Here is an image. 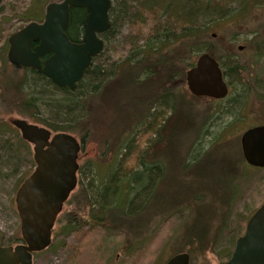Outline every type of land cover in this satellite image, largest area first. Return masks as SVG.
<instances>
[{
  "label": "trees",
  "instance_id": "16d2710c",
  "mask_svg": "<svg viewBox=\"0 0 264 264\" xmlns=\"http://www.w3.org/2000/svg\"><path fill=\"white\" fill-rule=\"evenodd\" d=\"M43 3L44 0H33L19 15L26 20L37 19L42 13ZM263 10L264 0H113L108 10L111 22L108 32L119 31L126 22L130 25L150 24L149 28L144 33H140V41L135 42L125 56L114 60L109 69L92 63L85 68L83 76L72 87L57 86L39 72L25 67H15L6 57V42L0 46L2 64H8L12 70L23 71V80H19L18 84L13 83L16 89L25 93L20 112L52 130L76 133L81 144L90 135V127L85 120L86 105L90 96L100 92L101 87L113 79L108 89L111 88L114 100L117 99L121 105L127 99L130 101L129 107L124 111H127L131 121V130L121 142L122 152L105 165L107 170L104 168L106 171L99 176L95 170H92L93 165L90 160L83 164L86 167L82 172L93 175L86 181L78 179L76 188L70 192L63 203L67 208L56 216L51 230L53 235L77 231L81 221L123 232L125 229L141 230L145 219H150L156 214L168 215L176 207L177 202L187 196L189 199L181 200L183 202L180 206L190 211L193 205H201L203 195L193 193L190 186H182V189L175 187L176 189L171 191L162 188L157 191V186L161 182H164L166 186H172L173 180H179L187 171L190 173L199 171L194 167L204 151L211 152L215 147L218 148L221 142H225L223 135L240 121L235 113L242 107L245 99H238L229 94L232 88L229 78L234 68L232 65L225 64L224 59H230L235 53L232 51L233 44L238 34L242 33L246 36V48L255 50V56L264 57V17L257 18ZM83 13V7L70 8L69 23L66 28L70 39L78 38ZM224 21H228L232 27L227 37L230 43L229 49L216 45L215 39L212 38L214 30L216 31ZM201 51H207L217 59L227 82L228 92L223 98L217 99L195 96L188 92L189 96L204 97L212 104L210 110L195 125V113L191 107L192 99H184L179 89L185 86L184 70L193 63L195 56ZM2 70H0L1 76L8 81H13V78L7 76ZM137 88L144 94L133 95L132 91ZM128 91L131 93L128 94ZM57 92H60V96L54 97L53 95ZM146 92L149 94L147 95ZM44 95L50 96L51 101L54 100L57 103L55 107H52L54 104L51 107H45L46 112L50 111V116L42 114L39 110L37 100H44ZM42 103L46 104V101ZM167 110L169 111L166 115ZM173 114L184 118L188 124L184 126V135L179 136L177 141L174 139L175 143L173 134L178 124L173 126ZM231 114V118L223 120V116L229 117ZM158 115H161V121L159 125H156ZM9 124V121L0 120V148L8 149L14 145L13 150L16 147L29 152L28 142L22 139L17 131L10 132L12 135L8 137H3L4 132L10 130ZM169 126V134L162 135L159 156L148 160H145L143 156L138 157V167L135 169L125 164L128 154L133 149L136 133L143 134L152 128L159 136L160 129ZM194 126L192 140L186 145V140ZM210 126L215 127L216 131L209 135L207 132ZM204 135H208L209 140L202 147ZM163 152L173 154L164 156ZM28 159L31 158L28 156ZM175 159L178 175L173 174ZM190 166L195 170L192 171ZM81 168L82 165L77 168V171L80 172ZM21 178H23L22 175L16 181L18 182ZM233 179L234 175L221 173L213 182L224 186L225 189L222 191L224 195L215 197L221 198L226 204L221 224L217 226L215 232L216 235L227 224L229 204L233 196L231 191ZM190 225L189 235L200 242L206 239L202 235L203 232L199 235L197 229ZM19 240V234L13 233L7 243ZM50 245L51 240L43 249ZM122 247L127 250L131 244L125 240ZM181 250L176 248L171 254ZM36 252L34 251L32 255Z\"/></svg>",
  "mask_w": 264,
  "mask_h": 264
},
{
  "label": "rangeland",
  "instance_id": "374dc122",
  "mask_svg": "<svg viewBox=\"0 0 264 264\" xmlns=\"http://www.w3.org/2000/svg\"><path fill=\"white\" fill-rule=\"evenodd\" d=\"M32 1H0V46L4 44L5 38L10 32L27 21L19 13ZM47 1L50 0H44L41 5L42 13L37 19L42 17ZM260 16L264 17V10L259 13L257 18L259 19ZM149 25H130L126 22L119 31L104 34V47L93 58V64L109 69L114 60H119L127 54L129 48L140 39V33L147 31ZM231 29V24L224 21L222 25L217 27L216 31L214 30L215 33H212V38L215 39L214 43L221 48L229 49L230 43L227 37ZM245 37L243 33L238 34L232 50L235 53L230 59H224L225 64L232 65L234 68L229 78L232 84L229 94L238 99H245L242 107L235 113L236 118L240 121L223 135L225 142H221L218 148L215 147L211 152L204 151L201 159L194 167L199 171L194 168L195 171H193L190 166L193 172L187 171L179 180H173L172 186H166L164 182L157 186V191L161 188L171 191L179 187L182 189V186H190L189 188L193 190V193L203 195L201 205H193L190 211L186 207L180 206L184 200L189 199L187 196L185 199H181L183 201L177 202L176 207L168 215H153L152 218L145 219L141 230L136 231L133 229L131 231L125 229V232L111 230L98 224L81 221L77 231L57 235L51 233V245L34 253L30 264H163L176 248L188 253V264H221L229 256L234 243L233 237L243 232L249 216L264 201V166H254L244 159L242 160L240 148L241 132L251 125L264 123V57H257L255 50L246 48ZM238 45H242V48L238 49ZM1 69L7 76H11L13 81L3 78L2 73H0V120L8 122L11 117H23L33 121L27 114L20 112L21 101L25 93L13 85V83L18 84L19 80H23V71L21 69L12 70L8 64H2L0 60ZM112 82L113 79H110L105 86L101 87L100 92L90 96L87 101L85 120L90 127V135L80 145L78 151L77 163L78 167L82 165V168L80 172L76 171V185L73 190L76 188L79 178L86 181L93 175L82 172L86 167L83 164L90 160L93 165L92 170H95L98 176L101 175L103 171L107 170L105 165L122 152L121 142L131 130V121L127 111H124L129 107L130 101L127 99L121 105L117 99L114 100L111 88L108 89ZM146 90L150 91L147 88ZM179 91L183 94L184 99H192L191 107L195 113L196 121L194 122L196 125L210 110L212 104L204 97L189 96L186 86L180 88ZM130 93L131 91H128V94ZM139 93L144 94L139 88L132 91L133 95ZM146 94L149 93L146 92ZM243 94L246 95L243 96ZM44 96V100H37L39 110L42 114L50 116V111L46 112L45 107H51L53 104L52 107H55L57 103L54 100L51 101L50 96ZM53 96H60V92ZM44 101L46 104L42 103ZM168 111L165 112L166 115ZM60 115L64 116L62 113ZM160 116L158 115L156 125L160 124ZM231 116L232 114L229 117L223 116V120L229 119ZM172 122L174 127L178 124L173 134V142L175 143L179 136L184 135V126L188 124L184 118H180L177 114H173ZM8 126L10 130L4 132L3 137H8L15 131L18 132L11 124ZM170 126L160 129L159 136L152 128L143 134L136 133L133 149L128 154L125 164L135 169L138 167V157L143 156L145 160H148L159 156L163 141L162 135L169 134ZM194 129L195 126L186 140V145L192 140ZM215 131L216 128L210 126L207 133L210 135ZM71 133L79 139L76 133ZM208 140V135L202 137V147L207 144L206 141ZM28 146L29 152L16 147L13 150L14 145L8 149L0 148L2 166L0 168V241L2 243H7L13 233L19 234L13 194L17 184L22 179L17 182V178L21 175L26 176L34 165L29 143ZM165 154L172 155L173 153L166 152ZM165 154L163 152L162 155L165 156ZM28 156L31 159H28ZM177 169V160L175 159L173 161V174L178 175ZM221 173L234 175L231 188L233 196L229 204L227 224L216 235L217 226L221 224V218L226 208L224 201L221 198L217 199L220 195H224L222 193L225 189L224 186L213 183L216 181L217 175H221ZM65 208L67 206L62 204L60 211ZM147 212H149L148 209ZM189 225L195 230L197 229L199 235L200 232H203L205 241L200 242L189 235ZM201 229L203 230L200 231ZM125 240L131 244L127 250L122 247ZM10 243H14V241Z\"/></svg>",
  "mask_w": 264,
  "mask_h": 264
},
{
  "label": "water",
  "instance_id": "95a60500",
  "mask_svg": "<svg viewBox=\"0 0 264 264\" xmlns=\"http://www.w3.org/2000/svg\"><path fill=\"white\" fill-rule=\"evenodd\" d=\"M109 5L110 0L47 1L40 21L28 20L8 34V61L16 67L34 68L60 87H72L91 64V58L103 49L98 34L109 28ZM71 7L84 8L78 40H71L66 33ZM45 53L49 55L41 64L39 57ZM184 82L195 96L217 99L228 92L217 59L207 51L199 52L184 70ZM9 123L30 144L34 165L13 194L20 240L0 242V264H30L32 253L49 244L56 216L76 185L81 141L69 131L52 130L23 117H11ZM240 148L247 163L264 166V123L241 132ZM163 264H188V253L174 252ZM221 264H264V201L249 216Z\"/></svg>",
  "mask_w": 264,
  "mask_h": 264
},
{
  "label": "flooded vegetation",
  "instance_id": "af4514ba",
  "mask_svg": "<svg viewBox=\"0 0 264 264\" xmlns=\"http://www.w3.org/2000/svg\"><path fill=\"white\" fill-rule=\"evenodd\" d=\"M113 3V0H110V5H109V8H110V6H111V4ZM109 8H108V10H109ZM84 9V8H83ZM108 10H107V14H108ZM83 15H84V13H83ZM82 18H83V16H82ZM42 19V17L40 18V19H35V21H40ZM108 19H109V22H110V17H109V15H108ZM34 20V19H33ZM28 21V20H27ZM26 21V22H27ZM110 25H111V22H110ZM110 25H109V27H110ZM20 27V26H19ZM18 27V28H19ZM17 29V28H16ZM109 29V28H108ZM108 29L107 30H105V31H103V32H100L99 34H98V36L99 37H101V39L103 40V47H104V34H106L107 32H108ZM81 32H82V20H81V31H80V34H79V36H78V38L76 39V40H78L79 38H80V36H81ZM8 36V35H7ZM71 40H73V39H71ZM4 42H6V50H7V37L5 38V41ZM36 42H32V44L31 45H34ZM102 51V50H101ZM101 51H99L98 53H96L92 58H91V64L93 63L92 62V60H93V58L96 56V55H98ZM6 53V52H5ZM49 55V53H45L44 55H42V56H40L39 57V59H40V63L42 64V61H43V59L45 58V57H47ZM16 67V66H15ZM21 67H25V68H28V69H32V70H34L35 72H38V71H36L34 68H31V67H29V66H19V67H17V68H21ZM39 73H41V72H39ZM42 74V73H41ZM45 76V75H44ZM83 76V75H82ZM46 78H48L47 76H45ZM49 79V78H48ZM50 80V79H49ZM51 81V80H50ZM52 82V81H51ZM53 83V82H52ZM58 86V85H57Z\"/></svg>",
  "mask_w": 264,
  "mask_h": 264
}]
</instances>
